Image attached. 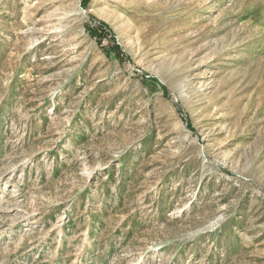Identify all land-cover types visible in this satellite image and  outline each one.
Wrapping results in <instances>:
<instances>
[{"label": "rangeland", "instance_id": "1", "mask_svg": "<svg viewBox=\"0 0 264 264\" xmlns=\"http://www.w3.org/2000/svg\"><path fill=\"white\" fill-rule=\"evenodd\" d=\"M0 264H264V0H0Z\"/></svg>", "mask_w": 264, "mask_h": 264}, {"label": "trees", "instance_id": "2", "mask_svg": "<svg viewBox=\"0 0 264 264\" xmlns=\"http://www.w3.org/2000/svg\"><path fill=\"white\" fill-rule=\"evenodd\" d=\"M87 1L88 0H82V6H86ZM101 28H106V27L103 24H99V29H101ZM92 32H95V30H93V29H92V31L88 30V33H92ZM113 46H114V49L116 51H119V47H118V45H116L115 42L113 43Z\"/></svg>", "mask_w": 264, "mask_h": 264}]
</instances>
